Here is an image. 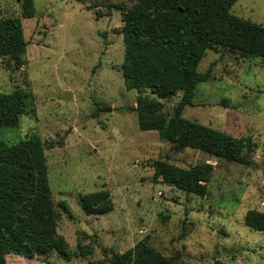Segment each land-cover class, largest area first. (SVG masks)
<instances>
[{"label":"rangeland","instance_id":"obj_1","mask_svg":"<svg viewBox=\"0 0 264 264\" xmlns=\"http://www.w3.org/2000/svg\"><path fill=\"white\" fill-rule=\"evenodd\" d=\"M33 4L27 18L19 0H0V16L19 17L27 41L20 66L0 56V91L28 89L34 104L0 137L12 143L37 134L44 142L55 229L69 255L8 253L7 263L101 264L143 240L180 264H264V231L243 220L249 209L264 212V59L207 49L197 66L206 79L181 109L185 118L244 138L248 162L177 150L158 130L140 129L129 110L138 93L124 85L120 29L131 1ZM230 10L264 25V0H236ZM180 98L177 91L159 100L170 114ZM157 161L211 163L206 194L164 183ZM104 189L113 209L86 214L80 194Z\"/></svg>","mask_w":264,"mask_h":264},{"label":"trees","instance_id":"obj_2","mask_svg":"<svg viewBox=\"0 0 264 264\" xmlns=\"http://www.w3.org/2000/svg\"><path fill=\"white\" fill-rule=\"evenodd\" d=\"M125 7L120 33L123 41L122 76L127 89L138 93L129 110L137 114L142 130H158L174 149L197 148L210 156L247 163L249 145L244 138L190 120L181 115L191 103L195 85L204 79L197 66L204 52L223 47L241 55L264 59V25L234 14L236 0H130ZM21 15L35 14L33 0H19ZM27 41L21 19L0 16V56L20 66ZM181 98L168 114L160 98L175 92ZM31 106V107H30ZM34 110L28 89L0 91V133L15 128L20 117ZM156 175L164 183L204 196L212 164L195 163L187 168L157 161ZM86 214L113 209L108 190L79 196ZM54 202L47 177L44 142L37 134L7 142L0 137V264H8V253L32 257L55 250L68 258L64 237L56 232ZM244 223L264 231V212L249 209ZM101 264H180L143 240L114 252Z\"/></svg>","mask_w":264,"mask_h":264},{"label":"water","instance_id":"obj_3","mask_svg":"<svg viewBox=\"0 0 264 264\" xmlns=\"http://www.w3.org/2000/svg\"><path fill=\"white\" fill-rule=\"evenodd\" d=\"M110 109H111V108L108 107L106 110H110ZM215 157H216V156H214V155L212 156V158H215Z\"/></svg>","mask_w":264,"mask_h":264}]
</instances>
